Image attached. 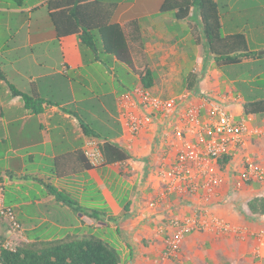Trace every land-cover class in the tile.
I'll use <instances>...</instances> for the list:
<instances>
[{
  "label": "crops",
  "instance_id": "crops-1",
  "mask_svg": "<svg viewBox=\"0 0 264 264\" xmlns=\"http://www.w3.org/2000/svg\"><path fill=\"white\" fill-rule=\"evenodd\" d=\"M100 1L117 3L119 8L128 0ZM136 1L114 20L116 11L111 20L122 27L130 20L140 23V38L129 42L134 69L99 44L96 52L87 46L92 53L88 56L80 33L59 37L48 0H26L21 6L1 1L7 38L0 45L4 74L0 77V197L14 210L27 241L68 233L97 235L102 230V238L120 250L119 264H159L164 247L159 224L193 214L202 203L199 195H163L165 185L158 172L175 158L177 110L155 114L140 134L131 137L119 116V98L141 84L138 71L149 68L155 75L149 88L162 98L187 92L194 103L221 98L232 113L245 115L246 102L264 98V53H259L264 50V0H245L241 7L237 3L242 0H215L223 34L244 33L249 49L258 53L226 64L239 65L246 71L241 76L218 64L208 51L197 9L180 20L173 12H161L163 0H158L157 9L123 18ZM191 73L195 87L190 90ZM127 75L135 77L132 88L124 83ZM239 81L246 95L239 91ZM12 86L43 99L42 111L27 107L21 95L12 93ZM251 116L252 124L264 126V115ZM84 126L99 138L88 135ZM91 139L115 142L131 157L123 163L84 168L82 153ZM247 154L264 163V136L250 138L224 165L225 180L210 211L246 227L249 234L242 239L205 230L190 233L171 264H264L254 254L257 239L252 233L264 227V214L252 213L248 207L249 200L264 196V180L236 186ZM57 162L68 175H58ZM48 183L69 193L80 209L58 201ZM152 200H157L154 207ZM9 227L0 216V239L8 236ZM107 227L114 230L112 235Z\"/></svg>",
  "mask_w": 264,
  "mask_h": 264
},
{
  "label": "built area",
  "instance_id": "built-area-1",
  "mask_svg": "<svg viewBox=\"0 0 264 264\" xmlns=\"http://www.w3.org/2000/svg\"><path fill=\"white\" fill-rule=\"evenodd\" d=\"M206 114H204V110ZM177 110L178 118L174 131L179 139L175 158L159 169L163 180V195L175 192L180 195L200 196L202 205L193 214L174 216L158 228L164 235V247L159 264H171L179 256L186 236L197 231H209L216 234H233L242 239L249 229L234 224L224 217L210 211V206L220 196L225 175L220 159L233 157L247 145L250 138L264 136V126L251 123V115L232 113L221 98H205L201 103L189 101V93L172 98H162L142 83L125 92L119 98V116L126 131L135 137L148 126L155 114L172 113ZM85 154L91 164H105L101 144L91 139L85 148ZM124 161H120L123 163ZM236 186L264 180V163L250 154L245 155L237 178ZM157 205L152 200L150 206ZM0 216L10 224L9 234L0 242L1 249L15 251L20 241L26 240L21 223L14 210L5 206L0 197ZM255 234L257 244L254 254L264 259V227ZM0 264H3L0 258Z\"/></svg>",
  "mask_w": 264,
  "mask_h": 264
},
{
  "label": "trees",
  "instance_id": "trees-1",
  "mask_svg": "<svg viewBox=\"0 0 264 264\" xmlns=\"http://www.w3.org/2000/svg\"><path fill=\"white\" fill-rule=\"evenodd\" d=\"M12 1L21 6L26 0ZM47 8L59 37L80 33L83 44L94 52L97 51L96 45L99 44L104 52L114 55L134 69L129 42L140 38L141 26L137 19L130 20L124 27L111 23L118 8L117 3L109 4L100 0H48ZM192 8L197 9L200 14L208 51L218 64H235L243 57L258 55L249 49L244 33L223 34L221 16L215 0H163L160 11L173 12L177 19L182 20L190 15ZM138 73L144 86L154 85L155 75L152 70L144 68ZM194 75L191 73L187 78V87L190 90L195 87L194 82L190 83ZM0 77L4 78L1 68ZM12 93L21 95L26 106L33 108L35 112L42 111L43 99L35 93H25L14 86ZM244 111L248 115L264 114V98L246 102ZM84 129L91 137L99 138L98 135L88 132L86 126ZM101 149L105 164L124 161L131 157L126 148L110 140H104ZM82 156L85 161L84 168L96 167L91 164L85 152ZM230 160V156H224L220 163L224 166ZM56 170L59 176L68 175L60 170L58 162ZM47 186L58 201L75 210L80 209L78 202L69 193L49 183ZM248 207L252 213L264 214V196L249 200ZM2 240L0 239V242ZM0 258L3 264H119L121 252L115 244L96 234L68 233L59 238L20 241L15 251L2 248Z\"/></svg>",
  "mask_w": 264,
  "mask_h": 264
},
{
  "label": "rangeland",
  "instance_id": "rangeland-1",
  "mask_svg": "<svg viewBox=\"0 0 264 264\" xmlns=\"http://www.w3.org/2000/svg\"><path fill=\"white\" fill-rule=\"evenodd\" d=\"M2 0H0V3H3V2H1ZM8 1V0H7ZM9 1H11V2H13L12 0H9ZM132 1L133 0H128V1H123V2H121V4L119 5V8H118V10H117V14H116V16L114 17V20H117V18H118V16L126 9V8H128L129 7V5L132 3ZM159 1L158 0H137L136 2H135V4L133 5V7H131V9H130V11L129 12H127V13H125V14H123V18H127V17H130L131 15H133L134 13H138V12H141V11H147V10H153V9H157L158 8V3ZM243 3H246V1L245 0H242V1H239L238 3H237V7H241L242 5H243ZM1 16V15H0ZM6 19H7V17H4V16H1L0 17V45L2 44V42L4 41V40H6V38H7V34H6V30H5V21H6ZM185 27H187L188 28V25L186 24V25H184ZM196 32H199V31H197L196 30ZM84 52H85V54H86V52H87V55L88 56H91L92 55V53H91V50H90V48H88L87 46L84 48ZM99 51V50H98ZM101 52V51H100ZM100 56H104L103 55V53H101L100 54ZM224 67H229V68H234V69H229V70H231V71H233V73H234V75H242V73H243V71H244V73L246 72L244 69H242L239 65H225ZM117 71H118V73H119V75H121L120 73H121V69L120 68H118L117 69ZM186 72H187V70H186ZM242 72V73H241ZM124 83L126 84V86L127 87H129V88H132L133 86H134V80H135V77H133V75H127L126 77H124ZM237 86H238V88H239V91L242 93V94H244V95H246L245 93V91H244V88L243 87H245V85H243L240 81L239 82H237ZM118 88H119V86H118ZM258 116H262V115H264V114H257ZM111 187V186H110ZM117 187V186H116ZM114 187H111V189H113ZM60 216H62V215H60ZM161 224H159V226H160ZM106 231L110 234V235H112L113 234V229H111V228H109V227H107L106 228ZM40 234H43L44 235V229H41L40 231ZM64 233L65 232H62L61 234H60V236H62V235H64ZM97 235L98 236H100V237H105L104 236V232L102 231V230H100L99 232H97ZM46 237V236H45Z\"/></svg>",
  "mask_w": 264,
  "mask_h": 264
},
{
  "label": "water",
  "instance_id": "water-1",
  "mask_svg": "<svg viewBox=\"0 0 264 264\" xmlns=\"http://www.w3.org/2000/svg\"><path fill=\"white\" fill-rule=\"evenodd\" d=\"M259 53H260V54L264 53V50H263V51H260Z\"/></svg>",
  "mask_w": 264,
  "mask_h": 264
}]
</instances>
